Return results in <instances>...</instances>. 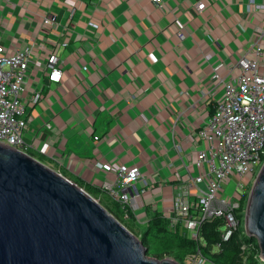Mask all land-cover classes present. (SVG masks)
Listing matches in <instances>:
<instances>
[{
	"label": "crops",
	"instance_id": "obj_1",
	"mask_svg": "<svg viewBox=\"0 0 264 264\" xmlns=\"http://www.w3.org/2000/svg\"><path fill=\"white\" fill-rule=\"evenodd\" d=\"M248 2L0 0V41L32 49L28 152L110 205L103 184L117 173L98 163L137 165L143 206L129 223L142 230L154 216L170 221L179 174L198 173V151L209 144L197 134L223 94L214 67L233 80L238 60L254 57L260 43L264 70V36L256 31L264 8L248 11ZM47 15L54 24H44ZM53 51L63 62L61 82L48 76Z\"/></svg>",
	"mask_w": 264,
	"mask_h": 264
},
{
	"label": "built area",
	"instance_id": "obj_2",
	"mask_svg": "<svg viewBox=\"0 0 264 264\" xmlns=\"http://www.w3.org/2000/svg\"><path fill=\"white\" fill-rule=\"evenodd\" d=\"M196 7L200 12L204 10L202 2ZM247 7L248 11L264 8V1L249 0ZM54 23L53 15L44 18L45 25ZM256 31L264 36V27H257ZM261 51L259 43L254 57H241L237 64L240 72L231 81H224L219 67H214L215 79L223 82V94L217 100L213 115L197 134V138H203L209 144L198 151L195 165L199 172L193 173L187 167L183 174H179L180 192L175 196L174 211L170 215V227L173 228L178 221L184 222L188 234L195 240H199L202 223L214 218L224 220L226 238L232 234L240 224L235 215L240 205L239 195L249 189L264 161V70L259 67ZM32 61L31 47H6L0 41V142L26 152L28 147L24 135L30 118L24 94ZM87 69L84 67V70ZM47 70L52 82L62 81L63 62L55 51L49 55ZM40 99V93L31 97L33 103ZM39 151L47 154V145ZM98 166L117 173V179L104 182L103 189L122 205L125 218L129 217V211H137L143 206L142 192L137 186L143 174L137 165L128 168L98 163ZM230 185L235 187L231 193L227 192ZM193 191L196 198L190 197ZM189 260L191 264L210 262L200 252Z\"/></svg>",
	"mask_w": 264,
	"mask_h": 264
},
{
	"label": "water",
	"instance_id": "obj_3",
	"mask_svg": "<svg viewBox=\"0 0 264 264\" xmlns=\"http://www.w3.org/2000/svg\"><path fill=\"white\" fill-rule=\"evenodd\" d=\"M243 218L264 260V161ZM0 264L182 263L150 256L141 237L81 185L0 142Z\"/></svg>",
	"mask_w": 264,
	"mask_h": 264
},
{
	"label": "trees",
	"instance_id": "obj_4",
	"mask_svg": "<svg viewBox=\"0 0 264 264\" xmlns=\"http://www.w3.org/2000/svg\"><path fill=\"white\" fill-rule=\"evenodd\" d=\"M248 188L250 189V186ZM86 190L99 199L93 191ZM239 196L240 205L235 210V215L240 224L232 234L228 238L225 237V222L222 218L208 219L200 226L199 240L190 237L184 222L178 221L171 228L170 221L161 216H154L144 229L136 230L129 223L134 217L133 212L129 211V217L125 218L120 203L114 200L111 205L102 200L100 202L141 237L150 256L160 259L173 257L182 264H188L190 257L200 252L212 264H264L257 240L249 237L244 229L243 217L248 190Z\"/></svg>",
	"mask_w": 264,
	"mask_h": 264
},
{
	"label": "rangeland",
	"instance_id": "obj_5",
	"mask_svg": "<svg viewBox=\"0 0 264 264\" xmlns=\"http://www.w3.org/2000/svg\"><path fill=\"white\" fill-rule=\"evenodd\" d=\"M234 189H235V187L233 186V185H230L229 187H228V191L227 192H229V193H231V192H233L234 191ZM249 190L250 189H248V192H249ZM245 212V211H244ZM244 219V218H243ZM192 263V261L191 260H189L188 261V264H191ZM208 264H212L211 262H208Z\"/></svg>",
	"mask_w": 264,
	"mask_h": 264
}]
</instances>
